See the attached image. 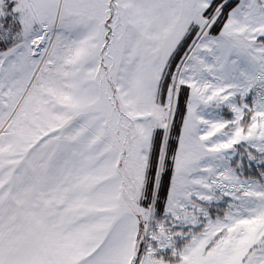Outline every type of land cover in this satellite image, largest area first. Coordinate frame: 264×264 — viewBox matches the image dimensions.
Returning <instances> with one entry per match:
<instances>
[{"label":"snow or ice","instance_id":"6c2138e0","mask_svg":"<svg viewBox=\"0 0 264 264\" xmlns=\"http://www.w3.org/2000/svg\"><path fill=\"white\" fill-rule=\"evenodd\" d=\"M0 264H264V0H0Z\"/></svg>","mask_w":264,"mask_h":264}]
</instances>
